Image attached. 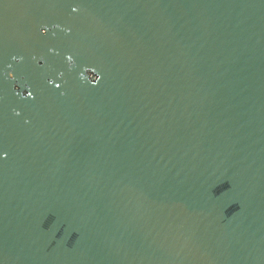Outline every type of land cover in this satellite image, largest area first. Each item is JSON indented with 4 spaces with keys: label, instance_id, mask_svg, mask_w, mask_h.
Instances as JSON below:
<instances>
[{
    "label": "water",
    "instance_id": "obj_1",
    "mask_svg": "<svg viewBox=\"0 0 264 264\" xmlns=\"http://www.w3.org/2000/svg\"><path fill=\"white\" fill-rule=\"evenodd\" d=\"M0 264H264V0H0Z\"/></svg>",
    "mask_w": 264,
    "mask_h": 264
}]
</instances>
